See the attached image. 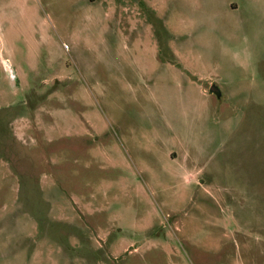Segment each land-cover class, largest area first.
<instances>
[{
    "label": "rangeland",
    "instance_id": "1",
    "mask_svg": "<svg viewBox=\"0 0 264 264\" xmlns=\"http://www.w3.org/2000/svg\"><path fill=\"white\" fill-rule=\"evenodd\" d=\"M0 264H264V0H0Z\"/></svg>",
    "mask_w": 264,
    "mask_h": 264
},
{
    "label": "water",
    "instance_id": "2",
    "mask_svg": "<svg viewBox=\"0 0 264 264\" xmlns=\"http://www.w3.org/2000/svg\"><path fill=\"white\" fill-rule=\"evenodd\" d=\"M210 91L212 93H215L218 96H221V91H220V89L216 85H211L210 86Z\"/></svg>",
    "mask_w": 264,
    "mask_h": 264
}]
</instances>
